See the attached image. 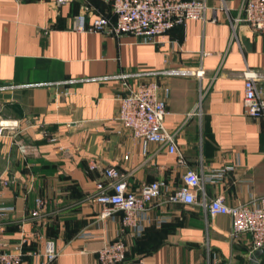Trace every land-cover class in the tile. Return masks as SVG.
I'll list each match as a JSON object with an SVG mask.
<instances>
[{
  "label": "crops",
  "instance_id": "obj_1",
  "mask_svg": "<svg viewBox=\"0 0 264 264\" xmlns=\"http://www.w3.org/2000/svg\"><path fill=\"white\" fill-rule=\"evenodd\" d=\"M204 1L205 21L188 20L146 43L73 30L79 15L86 26L97 16L115 23L113 0L61 7L54 0H0V86L49 84L0 91V124L16 125L0 135V176L11 180L0 188V207L12 208L0 213V226L7 249L20 248L21 264H99L97 252L120 238L122 264H264L248 236L230 242L228 216L210 218L199 205L219 197L229 207L253 205L264 196V120L246 116L243 105L246 70L256 73L264 97V34L230 26L246 0H226V12L219 0ZM169 68L205 71L200 80L153 79L166 100L164 127L175 134L184 165L115 122L116 97L141 80L62 84ZM108 168L126 174L131 190L161 181L170 192L192 170L204 191L193 206L155 200L143 233L133 237L122 228L121 212L103 219L93 201L98 184L108 183ZM220 171V178L206 181ZM48 240L58 253L52 262L44 256Z\"/></svg>",
  "mask_w": 264,
  "mask_h": 264
},
{
  "label": "built area",
  "instance_id": "obj_2",
  "mask_svg": "<svg viewBox=\"0 0 264 264\" xmlns=\"http://www.w3.org/2000/svg\"><path fill=\"white\" fill-rule=\"evenodd\" d=\"M14 1L16 3H46L47 0ZM71 1L54 0V3L56 7H61ZM219 1L221 8L226 12V0ZM112 10L116 17L115 23H111L103 16H97L92 18L90 24L86 26L85 17L79 15L75 18L73 30L114 37L131 35L143 42L153 43L156 37L166 34L175 26H184L188 20L205 21L207 6L204 0H113ZM229 23L233 30L239 24H244L251 32L264 34V0H246L238 16L232 21L229 20ZM243 75L244 114L251 118L264 120V97L257 89V75L251 70H246ZM159 76L165 79L190 77L200 80L205 76V71L202 68H169L159 72L125 73L99 79H73L62 84L115 79L128 86L129 80H141L134 89L116 97L118 108L114 118L115 122L134 140L142 141L144 145L153 143L165 148L169 154L177 155L179 164L184 165V157L176 146L175 134L164 127V119L168 114L166 100L160 95L159 84L153 80ZM46 85L49 84L4 85L0 86V91ZM15 126V123L4 126L0 124V135L5 128ZM19 149L24 154L28 152V147L24 144H20ZM124 159L127 160V157ZM223 172L212 174L206 181L211 182L220 178ZM104 175L108 183L98 184L93 201L102 206L101 218L103 219L108 218L114 212H121L122 228L128 230L133 237H139L143 233L146 211L152 202L166 196L171 204L196 205L198 204L197 196L203 193L205 183L194 171L188 170L182 178V186L175 191L170 192L169 187L161 181L142 184L137 190H131L127 185L126 174L116 168H108ZM10 183V179L0 176V188H6ZM199 205L205 209L210 218L217 215L230 218L229 239L232 244L248 236L252 251L264 250V196L257 198L253 205L242 204L229 207L220 197L208 203L203 199ZM10 211L12 208L0 207V213ZM44 256L48 262L56 259L58 253L54 241L45 242ZM125 256L126 245L121 238L106 243L97 252L99 264H122ZM0 264H21L20 248L7 249L1 226Z\"/></svg>",
  "mask_w": 264,
  "mask_h": 264
},
{
  "label": "water",
  "instance_id": "obj_3",
  "mask_svg": "<svg viewBox=\"0 0 264 264\" xmlns=\"http://www.w3.org/2000/svg\"><path fill=\"white\" fill-rule=\"evenodd\" d=\"M257 254L258 255L264 254V250L257 251ZM253 260L257 263V260L255 258Z\"/></svg>",
  "mask_w": 264,
  "mask_h": 264
}]
</instances>
